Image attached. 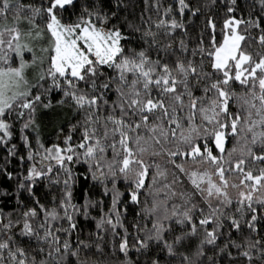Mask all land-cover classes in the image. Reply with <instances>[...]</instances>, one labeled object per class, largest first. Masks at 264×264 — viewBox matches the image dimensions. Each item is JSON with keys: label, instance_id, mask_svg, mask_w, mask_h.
<instances>
[{"label": "snow or ice", "instance_id": "6c2138e0", "mask_svg": "<svg viewBox=\"0 0 264 264\" xmlns=\"http://www.w3.org/2000/svg\"><path fill=\"white\" fill-rule=\"evenodd\" d=\"M243 2L0 0V146L24 162L18 134L28 164L0 167L22 209L0 208V264H101L80 258L93 245L119 264H264V0ZM58 108L74 122L46 143Z\"/></svg>", "mask_w": 264, "mask_h": 264}, {"label": "trees", "instance_id": "16d2710c", "mask_svg": "<svg viewBox=\"0 0 264 264\" xmlns=\"http://www.w3.org/2000/svg\"><path fill=\"white\" fill-rule=\"evenodd\" d=\"M134 2L138 6H142L140 4V0H134ZM210 2L211 0H191V3L193 4V6H204L206 4H210ZM238 3L240 4V7L242 9L247 8V5L244 4L243 0H238ZM203 10L205 13H208V9L206 7ZM137 11H138V8H137ZM208 14H211V13H208ZM237 14L239 15V13ZM186 19L188 20L189 37H186L185 39L189 40V46L191 47L192 44L195 42V40L198 38L201 29L204 27L205 16L197 15L196 17H190V18L186 17ZM0 23H3V21H0ZM217 37L219 38V30L217 31ZM252 50L256 52L260 51L259 47L256 45L253 46ZM70 121L74 122L73 114L67 109L58 108L56 109V111L45 110L44 114L40 116L39 121H38L41 125L40 127L41 140L45 141L46 143L55 142L59 128L64 127L65 131H67V125ZM18 128H19V124H17V129ZM32 135L34 136L35 134H32ZM13 143L17 144L18 147L20 148V155L25 156V161L21 162L19 159V155L15 157H7L6 149L3 146H0V167H4L6 164L7 169L12 171L13 174L16 175L17 173H23L25 169L27 168L28 166L27 161H26L27 153L22 148L21 141H20L18 134L16 138L13 140ZM233 143L234 141L230 139L226 147L230 149L233 146ZM6 158H7V163H6ZM155 159H157V161L161 164L162 167L171 168V166L167 165L166 163V157H157ZM225 167L227 168L228 165L225 164ZM80 171H83V168H81ZM6 187L7 185L0 184V190H3V188H6ZM37 187L40 189L41 195L47 191V189L43 188L41 185H37ZM50 198L51 197H49V199ZM22 199L25 200V203H29L27 194H24ZM141 199L143 200L144 197L142 196ZM42 202L44 201L42 200ZM0 208H3L4 212L6 213H13V218H15V216L18 215L22 211V209L16 207L15 198L9 201H4L3 198H0ZM93 215H95V211L93 212ZM132 218H133V213L130 212L128 216L129 221H131ZM95 231L96 229H95L94 222L90 226L86 222H82V227H81V238L82 239H88L89 233L95 232ZM72 240H73V244H75V236L72 237ZM80 258L82 260L100 261L101 264H119V262L123 260V255L119 252L113 253L111 250V245H108V247L105 248L104 255H99L95 253V247L93 245L91 251H88L87 249L83 250L80 253ZM70 259L75 261L74 257ZM133 259H135L134 255H133Z\"/></svg>", "mask_w": 264, "mask_h": 264}, {"label": "rangeland", "instance_id": "374dc122", "mask_svg": "<svg viewBox=\"0 0 264 264\" xmlns=\"http://www.w3.org/2000/svg\"><path fill=\"white\" fill-rule=\"evenodd\" d=\"M0 24H2V23H0Z\"/></svg>", "mask_w": 264, "mask_h": 264}]
</instances>
